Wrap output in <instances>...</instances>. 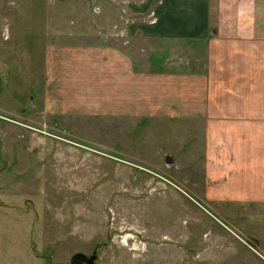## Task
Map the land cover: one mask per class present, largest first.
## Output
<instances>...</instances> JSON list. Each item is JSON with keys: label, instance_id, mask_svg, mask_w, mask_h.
Wrapping results in <instances>:
<instances>
[{"label": "rangeland", "instance_id": "374dc122", "mask_svg": "<svg viewBox=\"0 0 264 264\" xmlns=\"http://www.w3.org/2000/svg\"><path fill=\"white\" fill-rule=\"evenodd\" d=\"M155 3L0 0V264H70L97 241L93 264H264V200L193 195L203 124L175 112L167 76L201 72L207 48L155 39ZM115 50L139 74L111 111L101 66Z\"/></svg>", "mask_w": 264, "mask_h": 264}, {"label": "crops", "instance_id": "0c3cea01", "mask_svg": "<svg viewBox=\"0 0 264 264\" xmlns=\"http://www.w3.org/2000/svg\"><path fill=\"white\" fill-rule=\"evenodd\" d=\"M152 15L144 28H152L155 39H179L187 44L200 39L207 48L208 61L201 72L167 76L175 87V103L183 101L175 112L201 119L203 124L206 188L202 196L193 195L233 204L264 200V0H156ZM206 28L212 36L206 37ZM68 53L77 56L69 70L77 72L79 81L89 78L83 72L91 70V63L81 61V49L75 45ZM115 58L122 63H114ZM126 59L115 50L110 64L101 66L110 98L106 109L111 111L112 104L122 105L124 97L132 94L127 90L129 80L139 74L132 71L131 63L126 66ZM161 83L163 77H155V85ZM133 84L144 87L140 97L145 101L146 82L137 77ZM135 96L138 103L139 95Z\"/></svg>", "mask_w": 264, "mask_h": 264}, {"label": "water", "instance_id": "95a60500", "mask_svg": "<svg viewBox=\"0 0 264 264\" xmlns=\"http://www.w3.org/2000/svg\"><path fill=\"white\" fill-rule=\"evenodd\" d=\"M101 245L100 241H97L91 252L89 254L83 252V251H76L74 253L71 254L70 258H69V262L70 264H93L95 259L97 258V251L99 246Z\"/></svg>", "mask_w": 264, "mask_h": 264}]
</instances>
